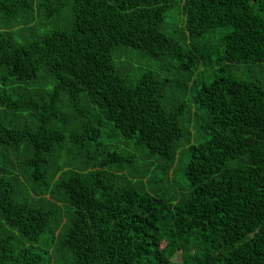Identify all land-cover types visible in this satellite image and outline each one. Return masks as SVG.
<instances>
[{
  "label": "trees",
  "instance_id": "trees-1",
  "mask_svg": "<svg viewBox=\"0 0 264 264\" xmlns=\"http://www.w3.org/2000/svg\"><path fill=\"white\" fill-rule=\"evenodd\" d=\"M56 1L0 0V264H264V0H73L15 43ZM122 47L159 65L121 74ZM42 71L48 100L20 87Z\"/></svg>",
  "mask_w": 264,
  "mask_h": 264
},
{
  "label": "rangeland",
  "instance_id": "rangeland-1",
  "mask_svg": "<svg viewBox=\"0 0 264 264\" xmlns=\"http://www.w3.org/2000/svg\"><path fill=\"white\" fill-rule=\"evenodd\" d=\"M38 2L43 3L46 6H52L53 3L57 2L56 0H35ZM59 2L63 3V8L60 14L54 16L53 18L46 19L44 17V8L42 7V10H40L41 14L38 15L40 12L36 13L37 18L33 21L31 25H27L22 18V16H18L16 18H11V23L13 27V33H14V42L17 44H24L26 42H29L31 40L41 38L44 34L52 30L53 28H67L72 25V6H73V0H60ZM163 30L168 33L169 35L175 37L177 40L181 42H188L189 37L188 33L186 31L185 25H183V20L182 18H179V11L178 9L171 10L167 13L166 17V23L163 26ZM215 39H217L215 37ZM115 62L118 71L121 74H125L126 72L130 71V68L134 71L137 72L139 70H146V69H151L155 68V66H158V62H153L151 58L146 56L142 51L140 50H134L131 48H118L115 51ZM166 73L170 74L172 77L175 76V79L179 76V73L177 69L174 67H168L166 69ZM47 73L45 71L41 72V78L34 82L32 85H20L22 88V91L24 90H33L34 87L38 90V93L40 97H44L45 100H48L53 94H54V87L56 86L55 82L51 80V78H47ZM262 79H264V74H262ZM191 86V85H190ZM10 89V88H9ZM36 90V91H37ZM36 93V92H35ZM59 97V105L60 106V111L62 110L63 116L65 118H69L72 116L71 113V108L69 105L66 103L67 96L64 93H61ZM176 97L179 100H182L184 97V92H178L176 94ZM63 105V109H61ZM82 109L87 111V107L91 108V105L87 102L81 103ZM68 122V121H67ZM66 124V123H65ZM64 123L62 124V129L65 132V142L69 143L70 142V135L72 132H76L75 127L73 128L72 125H65ZM34 125V123L32 124ZM59 127V126H58ZM60 127V128H61ZM125 149V144L121 143ZM25 144H21V151L22 154H24V146ZM131 151V149H128ZM125 151V150H123ZM27 158V156H26ZM65 162L64 159H61L58 161V163ZM184 163H181L179 165V168H183ZM183 171V170H182ZM21 182L23 183L21 186L24 189L26 186L29 185L28 179H27V173L26 175L21 178ZM183 185H178L175 186L173 184H165L161 185L160 188L157 189V191H161L162 194H165L168 198H173L175 194L180 195L179 193L183 192L182 189ZM51 223H54L52 221ZM53 227V224H50ZM50 232V230H48ZM181 258L180 255H177L175 257L176 261H179Z\"/></svg>",
  "mask_w": 264,
  "mask_h": 264
}]
</instances>
